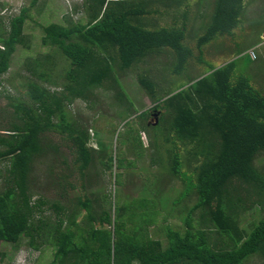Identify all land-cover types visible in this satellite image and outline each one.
<instances>
[{"label": "trees", "instance_id": "obj_1", "mask_svg": "<svg viewBox=\"0 0 264 264\" xmlns=\"http://www.w3.org/2000/svg\"><path fill=\"white\" fill-rule=\"evenodd\" d=\"M198 1L85 0L81 4L87 11L85 22L66 17L65 24L37 22L41 45L52 52L26 60L31 73L25 82L28 101L10 102L7 125H0V162L6 161L0 167V241L17 247L27 237V246L33 249L43 242L52 243L54 251L47 264H243L255 255L264 264V216L249 231L239 224L241 212L264 201V171L253 163L264 151V91L251 83V71L249 76L235 75L230 62L210 64L173 94L162 91L146 73L137 76L157 103L154 110L167 99L174 111L170 168L173 178L178 177L184 186L171 202L179 203L192 191L197 194V201L185 212L183 232L164 225L165 238H152L148 228L160 213L154 210L157 203L152 198L145 208L112 219L103 207L96 216L93 203L97 196L86 195L83 181L93 160L92 149L87 146V130L70 122L66 106L76 99L91 101L96 89L113 80L115 68L124 71L150 54L171 52L175 64L171 75H179L193 56V48L201 53V47L213 39L248 29L254 18L244 16L251 0H213L204 15L197 8ZM36 3L32 0L22 7L5 26L0 17V83L16 46L29 49L24 25L32 18L30 9ZM73 9L79 10L77 6ZM206 15H210L207 24ZM55 52L62 55L59 66L66 61L61 69ZM58 72L65 80L60 90L51 91L48 84L60 86ZM255 75L264 77L262 72ZM64 142L69 143L65 147L74 168L70 165L69 173L56 168L59 174L48 170L44 180L53 177L51 182H35L31 177L35 163L49 152L60 155ZM178 146L185 149L184 154ZM184 162L189 169L181 170ZM103 163L108 164V158ZM46 190L47 196L43 194ZM73 190L74 208L64 223L65 202ZM46 204L57 221L48 223L41 218ZM195 209L199 211L197 226L191 217ZM160 216L166 220V215ZM95 223L108 226L96 227ZM40 237L43 241L37 242ZM4 254L0 253V264Z\"/></svg>", "mask_w": 264, "mask_h": 264}, {"label": "rangeland", "instance_id": "obj_2", "mask_svg": "<svg viewBox=\"0 0 264 264\" xmlns=\"http://www.w3.org/2000/svg\"><path fill=\"white\" fill-rule=\"evenodd\" d=\"M0 1L3 3L0 7V17L5 26L10 17L18 14L20 9L27 7L32 0ZM84 1L37 0V3L31 7L30 15L32 18L27 19L24 25V33L30 39L29 49L17 45L10 58L8 69L1 76L0 125H7L8 115L5 113L8 114L6 111L12 109L9 106L10 102H15L17 99L28 101L25 82L31 73L25 67L26 60L43 53L52 52L48 46L41 45L42 32L37 22L43 25L52 22L65 24V17L73 21L85 22L87 11L81 6ZM212 2L213 0H200L197 8L204 15L206 12L209 13ZM74 6H77L79 10H74ZM244 16L247 18L254 17L250 20L248 29L246 27L240 31L234 30L232 31L233 35L228 34L219 40L218 38L217 40L213 39L210 41L211 44L201 47V53L193 48V56L185 70L179 75H171V68L174 64L171 52L166 50L162 53L150 54L129 69L116 71L115 68L113 80H110L105 88L96 89L95 96L92 97L91 101L76 99L66 106L69 111L70 122H77L78 125L87 130L89 136L87 146L92 149L93 160L85 171L87 176L83 183L88 197L97 196V201L93 203L96 216L100 214L103 207L109 212L112 219L119 218L145 208L147 200L152 198L157 203L154 210L157 212L160 210L155 224L148 228L152 238H165L164 225L181 232L184 231L186 227L183 221L185 212L195 204L197 194L192 191L179 203L173 205L171 202L177 197L184 185L178 177L173 178L170 168L174 148L169 139L173 134L170 127L174 118V111L169 107L166 98L177 92L180 85H184L192 78H197L202 74V71L208 70L207 67L210 64L220 65L222 62H230L235 70L233 72L235 75L245 74L249 76L248 74L251 73V83L264 91V77L258 78L255 75V73H259V75L261 72L264 73V0H251L245 8ZM201 18L199 17L197 20L200 22ZM204 18H207V24L210 15L209 17L206 15ZM205 25L202 26V29ZM198 31L201 32V29ZM198 31H196L197 34ZM190 44H192L191 41ZM248 53L256 59H250ZM53 55L57 59L58 68L61 69L66 61L64 60L59 66L62 55L58 52ZM199 58L202 63L198 62ZM259 67L261 68L259 69ZM256 68L260 71L255 70ZM249 71L251 72L249 73ZM144 73L153 82L161 85L162 91H170L171 93L162 98L166 100L160 102L156 110L154 107L157 103L144 91L137 79L138 74ZM62 74V72H58L56 77L60 86L47 85L51 91L61 89L65 80L61 76ZM159 95H163V93L159 92ZM159 114L162 117L158 120ZM3 115L6 116L4 124H2L5 120L2 118ZM58 137L55 138V141L58 140L57 142H59ZM68 144L67 142L62 143L60 155H52L49 152L50 155L44 157V160L41 157V160L35 163L31 173L35 182L37 181L40 185H44L45 182L48 183L49 180H44L48 170L59 174L61 172L57 169L67 172L71 170L70 165L74 168L73 158L69 154L68 147H65L69 146ZM94 149L98 152L101 150V152H94ZM178 151L182 155L185 149L179 147ZM106 158H108V164L103 163L104 165H102V161ZM63 159H65L66 164L62 163ZM0 163V167H2L6 161ZM127 163H131L130 166ZM253 163L258 169L264 171V151L257 155ZM105 165H108L109 168ZM187 169H189V165L184 162L181 170ZM75 172L73 171L76 176ZM53 179L50 177L49 182ZM76 181L79 183L78 176ZM234 184L238 185L236 182ZM1 188L2 183L0 181ZM45 193L47 190L43 193L47 196L48 194ZM49 195L52 199L55 198L52 194ZM75 195V191H71L69 193L70 201L65 202L66 212L62 216L64 223L70 210L74 208ZM242 195H245V192ZM262 204L252 206L247 211L241 212L239 216L241 227L249 231L253 226L252 224L257 223L264 216V201ZM43 209L42 219L48 223L58 220L54 210L49 205H44ZM160 214L166 215L165 221L161 219ZM147 215L148 218L152 216L151 213ZM198 215V209H195L191 214L194 226H197ZM95 226L107 227L108 224L95 223ZM131 226V224H127V227L130 228ZM200 226L206 227L205 225ZM213 235L215 234L212 233L211 237ZM41 239L43 241V237H40L37 242ZM27 240V237H22L17 247H13L11 243L0 241V253H5L1 264H47L51 261L54 251L52 243L43 242L40 243L38 249H33L27 246ZM261 263V258L255 255L243 264Z\"/></svg>", "mask_w": 264, "mask_h": 264}, {"label": "crops", "instance_id": "obj_3", "mask_svg": "<svg viewBox=\"0 0 264 264\" xmlns=\"http://www.w3.org/2000/svg\"><path fill=\"white\" fill-rule=\"evenodd\" d=\"M1 4H3L1 1H0Z\"/></svg>", "mask_w": 264, "mask_h": 264}]
</instances>
